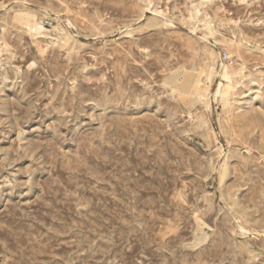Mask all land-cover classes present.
<instances>
[{"label": "rangeland", "instance_id": "rangeland-1", "mask_svg": "<svg viewBox=\"0 0 264 264\" xmlns=\"http://www.w3.org/2000/svg\"><path fill=\"white\" fill-rule=\"evenodd\" d=\"M0 264H264V0H0Z\"/></svg>", "mask_w": 264, "mask_h": 264}, {"label": "bare ground", "instance_id": "bare-ground-1", "mask_svg": "<svg viewBox=\"0 0 264 264\" xmlns=\"http://www.w3.org/2000/svg\"><path fill=\"white\" fill-rule=\"evenodd\" d=\"M32 29V28H31ZM32 32H34V31H32ZM223 72H224V76L226 77V78H228L229 77V68H227V67H223ZM220 73V72H219Z\"/></svg>", "mask_w": 264, "mask_h": 264}, {"label": "built area", "instance_id": "built-area-1", "mask_svg": "<svg viewBox=\"0 0 264 264\" xmlns=\"http://www.w3.org/2000/svg\"><path fill=\"white\" fill-rule=\"evenodd\" d=\"M46 22H47V21H46ZM221 56H222L223 59H226V58H227V54L224 53V52H222Z\"/></svg>", "mask_w": 264, "mask_h": 264}]
</instances>
